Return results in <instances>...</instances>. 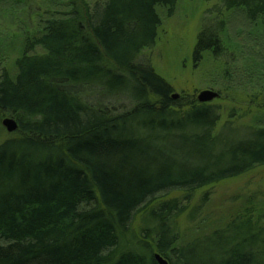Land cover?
<instances>
[{"label":"trees","instance_id":"obj_1","mask_svg":"<svg viewBox=\"0 0 264 264\" xmlns=\"http://www.w3.org/2000/svg\"><path fill=\"white\" fill-rule=\"evenodd\" d=\"M208 5L192 67L225 76L222 100L250 83L256 111L240 131L235 109L225 120L195 94L175 99L142 60L160 10ZM235 15L263 47L258 60L232 37ZM260 89L264 0H0V119L18 124L0 145V264H264V211L251 199L208 234L177 229L200 190L264 167Z\"/></svg>","mask_w":264,"mask_h":264},{"label":"rangeland","instance_id":"obj_2","mask_svg":"<svg viewBox=\"0 0 264 264\" xmlns=\"http://www.w3.org/2000/svg\"><path fill=\"white\" fill-rule=\"evenodd\" d=\"M89 1L93 2V0ZM210 6H203L195 14H191L192 10L188 13V8L186 11L183 6L172 18H168L166 12L160 10L163 20L160 39L151 57L147 55L142 58L147 63L152 62L164 76L173 82L176 89L174 95L177 98L183 93L187 95L195 94L197 97L203 90H214L219 93L220 87L224 84L222 79L225 76L221 72L213 75L211 71L214 69L210 65L205 69L199 66L192 67L193 46L198 32L207 25V21L203 22L202 19L205 18V10ZM19 18L30 22L28 13L22 12ZM248 29L249 24L244 16L235 15L233 19H230L229 30L232 37L238 39L240 43H244L246 51L258 60L263 47L250 43L248 39L245 42ZM183 64L185 65L183 66ZM237 83L239 84L234 85L238 86V89L231 91L232 94L230 96L228 94L227 99L224 100V97L223 100L218 98L210 103H214L222 109L225 120H228L230 111L235 109L236 115L239 118L241 117L240 122L235 126L236 131H240L245 123L252 121V116H247L246 113L255 112L257 104L253 101L256 98L249 97L244 93L245 89L243 87L248 85L249 82L243 79ZM263 93L261 90L257 100L263 101L261 98ZM4 119L6 118L0 119V145L12 136L3 127ZM180 196V194L175 193L167 196L165 200L179 198ZM247 199H251L252 203L258 207V212L263 213L264 167L200 190L188 210L178 218V232L183 239L192 240L199 235H205L216 228L223 227L239 210L243 209ZM143 226L142 215L140 214L133 224V231L136 236L143 235Z\"/></svg>","mask_w":264,"mask_h":264},{"label":"water","instance_id":"obj_3","mask_svg":"<svg viewBox=\"0 0 264 264\" xmlns=\"http://www.w3.org/2000/svg\"><path fill=\"white\" fill-rule=\"evenodd\" d=\"M174 98L176 99L177 96H174ZM218 98H220V94L214 90H203L197 96V100L200 103H210ZM3 127L7 130L8 133L13 134L17 131L18 124L14 119L6 118L3 121ZM155 258L159 264H169L168 261L161 257L159 254H156Z\"/></svg>","mask_w":264,"mask_h":264}]
</instances>
